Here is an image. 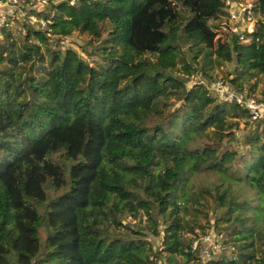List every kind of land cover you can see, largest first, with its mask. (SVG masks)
<instances>
[{
    "label": "trees",
    "instance_id": "obj_1",
    "mask_svg": "<svg viewBox=\"0 0 264 264\" xmlns=\"http://www.w3.org/2000/svg\"><path fill=\"white\" fill-rule=\"evenodd\" d=\"M24 5L47 27L25 14L19 42L0 28V264H264V125L206 80L229 60L264 78V0L256 27L230 34L222 0ZM72 30L90 36L80 51L62 43ZM201 171L217 175L203 189L227 222L221 253L205 257L191 241L206 231L178 216L198 207ZM139 209L158 245L122 223Z\"/></svg>",
    "mask_w": 264,
    "mask_h": 264
},
{
    "label": "rangeland",
    "instance_id": "obj_2",
    "mask_svg": "<svg viewBox=\"0 0 264 264\" xmlns=\"http://www.w3.org/2000/svg\"><path fill=\"white\" fill-rule=\"evenodd\" d=\"M25 6L21 7H10L7 9V14H5V22L4 27H6L5 32H8L9 35L6 36V40L9 39H16V42H19L21 39V31H22V23L27 19L25 15ZM223 21L225 23V19L223 18ZM258 23V22H257ZM228 24V22H227ZM256 22L254 24V27H256ZM252 28V29H253ZM227 33H231L229 29ZM107 31V25L106 23L101 24V33L105 34ZM2 33V34H1ZM3 35V32H0V36ZM5 35V34H4ZM90 36L86 32H78L77 30H72V33L68 36H65L62 43L64 45H69L71 47H74L78 51L81 50V43H83L86 39H88ZM34 41L35 38H33ZM246 40V38H245ZM198 58V56L196 57ZM4 63L0 62V66L2 67ZM179 65V63L177 64ZM17 69V68H16ZM209 77L208 80V88L212 93L213 90L210 88V83L212 81H215L216 79H223V81L232 89H237L233 83L230 82L231 78L236 77L237 80L241 83V90L244 93H252L253 95H261L262 88L264 86V78L259 75H251L248 76L246 74H240L238 75L235 72V63L233 60L229 61H223L218 66L213 64L212 67H210L208 70ZM191 78L193 79H199L202 78V76L197 72L196 74L192 75ZM204 79V78H202ZM230 87V88H231ZM246 132V125L243 124V122L240 120L238 121V128L235 130V139L238 140L239 137ZM233 147H239L240 152H244V148H242L239 145L238 141H232ZM247 157V155H244ZM239 166V165H238ZM217 179V175L215 173L205 172L201 171L200 173L194 175L190 181L192 184L191 187L195 188V195L199 198V205L197 208L194 206H191V202L189 201L187 203V210H180L178 211V216L182 219L183 224L187 222L188 226L193 227L194 230L201 232V229H204L206 232L204 236L207 237V240L204 241V247H201L202 256H208L210 254H219L221 253L219 250H217L218 246H222L223 242H221V238L219 236V233H217V228L225 225L226 221H220L215 224L214 217L212 215V211L216 208V204L214 202L213 196L204 190L205 186L207 185V181L215 180ZM190 182V183H191ZM237 185L233 184L232 187H236ZM241 192L245 194V196H249L251 194V189H249L246 185L241 186ZM122 223H129L132 225V228L136 229L139 228L144 232V236L147 239H150L151 243L153 245H158L161 237V228L159 230L158 234H153L151 232V229L149 227V219H147L146 214L139 209L134 217L127 216L126 218H123ZM160 223V222H158ZM214 223V225H213ZM112 226V224H111ZM110 226V228H111ZM216 227V228H215ZM120 228H122L120 226ZM230 229V226H228V230ZM120 232V230H116ZM182 235L186 238L193 237L194 235L192 232H188L185 229L181 230ZM231 238V236H230ZM254 246H256V241L254 242ZM226 248L229 247L228 250H230V246L226 245ZM256 254L259 255L258 249L256 250ZM180 259V258H178ZM177 264V263H175Z\"/></svg>",
    "mask_w": 264,
    "mask_h": 264
},
{
    "label": "built area",
    "instance_id": "obj_3",
    "mask_svg": "<svg viewBox=\"0 0 264 264\" xmlns=\"http://www.w3.org/2000/svg\"><path fill=\"white\" fill-rule=\"evenodd\" d=\"M26 0H0V28L5 22V14L10 7H21ZM57 1V0H53ZM69 4H73L76 0H66ZM227 7V16L225 23L231 32H241L243 29L251 31L256 22L253 15L254 0H222ZM31 7L37 9L42 8L48 0H28ZM28 14V21L41 29H45L46 20L37 17L32 13ZM228 22V24H227ZM242 37V35H240ZM245 40V38H243ZM210 88L213 90L217 99L226 103H237L243 107L250 121H258L264 125V97L262 95H253L252 93L239 92L230 88L223 79H216L210 83ZM206 241V236L194 238L191 241V248H195L200 241ZM141 264H152L143 262ZM154 264H168L164 256H161Z\"/></svg>",
    "mask_w": 264,
    "mask_h": 264
}]
</instances>
